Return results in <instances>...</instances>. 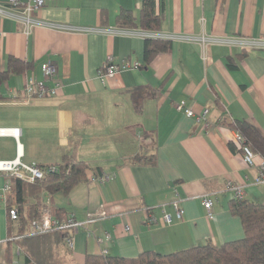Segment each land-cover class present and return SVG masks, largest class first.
Returning <instances> with one entry per match:
<instances>
[{"label": "crops", "instance_id": "0c3cea01", "mask_svg": "<svg viewBox=\"0 0 264 264\" xmlns=\"http://www.w3.org/2000/svg\"><path fill=\"white\" fill-rule=\"evenodd\" d=\"M144 1L45 0L34 14L40 25L30 32L0 14V71L9 58L32 65L0 88L7 98L0 107L11 111L0 129L20 130L19 137L0 135V162L51 167L65 159L83 162L86 181L45 201L81 222L99 208L107 215L68 231L73 248L66 241L35 247L39 259L83 264L88 255L134 258L241 240L244 228L230 210L229 182L244 187L246 199L264 205V187L257 181L261 157L248 167L239 147L230 146L234 130L223 124L226 118L244 120L264 134V47L244 45L264 42V0H155L164 17L160 31L118 29L119 13L139 16ZM8 5L0 0V8ZM148 38L172 46L146 65ZM109 56L140 68L102 81L99 71ZM49 61L57 74L48 86L59 84L57 94L27 100V80H43L42 66ZM138 86L157 92L142 113L129 94ZM182 101L194 118L176 110ZM6 175L0 173V195L9 184ZM206 196L214 203L212 219L203 206ZM6 202L0 198V264L11 240ZM175 204L184 212L181 220ZM165 214L173 224L163 222ZM106 234L111 241L99 243ZM27 258L18 248L14 263L26 264Z\"/></svg>", "mask_w": 264, "mask_h": 264}, {"label": "trees", "instance_id": "16d2710c", "mask_svg": "<svg viewBox=\"0 0 264 264\" xmlns=\"http://www.w3.org/2000/svg\"><path fill=\"white\" fill-rule=\"evenodd\" d=\"M163 20V15L157 13L155 0H145L139 16L122 11L116 18V25L122 31L142 30L156 33L160 31ZM171 46L168 40L148 38L145 42V64L149 65L157 55L168 52ZM31 69V64L9 58L5 71H0V88L7 83L10 76L20 75ZM129 94L137 113L143 112L148 99L157 96V92L149 86H138L130 90ZM6 99L0 94V101ZM223 124L239 132L246 145L255 153L264 156V134L259 128L244 120L227 118ZM230 146L237 151L238 146L234 141H231ZM54 167L57 168L56 172H48L51 166H38L45 175L42 180L33 183L13 174L6 175L10 185L6 200L8 214L15 207L18 210V220L12 221L10 216L8 218V234L11 240L7 243L5 264H14L18 248L27 253L26 264H55L51 257L45 259L43 256L40 260L33 252L34 248H54L70 237L67 230L27 237L32 231L33 222L40 221L44 210L49 207V201H45L46 194L49 197L59 193L68 195L76 185L87 179L88 166L83 162L65 159L62 164ZM230 210L243 224L245 236L241 240L221 246L206 244L171 254L150 251L134 258L106 254L88 255L83 264H264V205L246 198L233 199ZM51 213L53 219L60 223L67 219L63 209L54 206Z\"/></svg>", "mask_w": 264, "mask_h": 264}, {"label": "built area", "instance_id": "2783aa9c", "mask_svg": "<svg viewBox=\"0 0 264 264\" xmlns=\"http://www.w3.org/2000/svg\"><path fill=\"white\" fill-rule=\"evenodd\" d=\"M9 9L4 10L0 8V14L3 16L18 20L21 22L27 32H30L36 26L40 25V22L34 17V14L38 13L44 6L45 0H9ZM105 30H101L104 32ZM155 37H157L155 35ZM245 46H259L264 47V42H246ZM140 68L139 63L135 64H127V63H116L113 56H109L105 61L103 67L99 71V78L104 81L107 78H113L116 75L121 74L125 70H136ZM43 72V80H36L31 78L27 80L24 88V94L27 100H31L33 98L44 99L48 97H53L57 94V89L59 88V84H55L53 87L48 86V82L53 81L57 74L56 66L52 62H47L42 66ZM176 110L179 113L185 114L189 118H194L195 114L193 110L188 107L187 101H182L176 105ZM206 114V112H205ZM205 115L199 116L196 118L198 122L204 121ZM235 132V143L238 145L241 150L244 162L248 167L256 166L257 157H261L262 161L257 165L258 169V184L264 187V156H261L255 153L250 146L245 144V140L241 136V134L237 131ZM12 134L13 136L19 137L20 130H7L0 129V135H8ZM56 172L57 168L51 167L48 169V172ZM0 173L13 174L19 178L25 179L29 182H35L36 180H42L44 178L45 172L40 170L37 165L27 166L21 164L18 161L14 162H0ZM106 178H102V181H105ZM10 190V185L7 184L4 186L2 194L0 198L6 201L7 193ZM227 191L230 192L234 199H243L245 198L244 187L240 185H235L232 182H229L227 185ZM213 200L208 196L203 200V206L207 210L209 219L213 218ZM176 208L177 219L181 220L183 217V210L179 208L177 204L174 205ZM9 216L12 221L18 220V210L14 207L10 210ZM106 212L103 208L97 209L95 212L88 214V218L86 222H81L75 218L74 215H70L63 223H60L53 219L51 209L47 207L44 212L42 219L40 221L33 222L32 231L27 234V236H35L41 234H47L49 232H53L55 230H67L69 232H75L83 228L86 224H94L99 222L100 220L106 218ZM147 222L153 223L154 220L151 216L146 217ZM163 222L166 225L173 224L174 220L170 214H165L163 217ZM99 243H109L111 241V235L106 234L104 237L97 238ZM66 243L69 248H73V237H69L66 240ZM20 252L18 251V254ZM106 253V251H105ZM14 264H20L18 262Z\"/></svg>", "mask_w": 264, "mask_h": 264}, {"label": "rangeland", "instance_id": "374dc122", "mask_svg": "<svg viewBox=\"0 0 264 264\" xmlns=\"http://www.w3.org/2000/svg\"><path fill=\"white\" fill-rule=\"evenodd\" d=\"M9 110H10L9 107H5V106L0 107V124L3 123L4 121H7L6 119L10 118V115H8V113H11V111Z\"/></svg>", "mask_w": 264, "mask_h": 264}, {"label": "water", "instance_id": "95a60500", "mask_svg": "<svg viewBox=\"0 0 264 264\" xmlns=\"http://www.w3.org/2000/svg\"><path fill=\"white\" fill-rule=\"evenodd\" d=\"M46 196H47V194H46ZM47 200V199H46Z\"/></svg>", "mask_w": 264, "mask_h": 264}]
</instances>
